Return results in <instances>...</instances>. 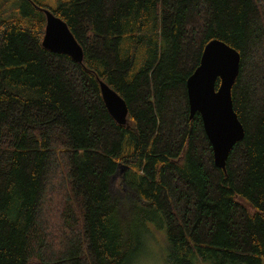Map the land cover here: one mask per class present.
<instances>
[{
    "label": "trees",
    "instance_id": "trees-1",
    "mask_svg": "<svg viewBox=\"0 0 264 264\" xmlns=\"http://www.w3.org/2000/svg\"><path fill=\"white\" fill-rule=\"evenodd\" d=\"M44 9L81 63L42 47ZM213 40L239 55L224 168L187 90ZM146 240L167 264H264V0H0V264H133Z\"/></svg>",
    "mask_w": 264,
    "mask_h": 264
},
{
    "label": "water",
    "instance_id": "water-1",
    "mask_svg": "<svg viewBox=\"0 0 264 264\" xmlns=\"http://www.w3.org/2000/svg\"><path fill=\"white\" fill-rule=\"evenodd\" d=\"M44 16L42 47L53 53L68 55L73 61L81 63L82 48L66 23L48 9H44ZM238 68L239 55L222 42L213 40L205 45L200 65L187 80L190 115L195 112L200 114L213 162L218 168H224L231 149L244 135L232 109L230 96ZM217 79L220 82L216 88ZM100 94L109 115L116 123L124 124L128 115L125 102L102 82Z\"/></svg>",
    "mask_w": 264,
    "mask_h": 264
},
{
    "label": "rangeland",
    "instance_id": "rangeland-1",
    "mask_svg": "<svg viewBox=\"0 0 264 264\" xmlns=\"http://www.w3.org/2000/svg\"><path fill=\"white\" fill-rule=\"evenodd\" d=\"M17 8V7H16ZM12 9V5L10 3H5L4 5V10L2 12V14H9L10 11ZM218 80V79H217ZM122 169L119 170V173L117 174V183L120 185V177L122 174ZM119 180V181H118ZM53 184V188L54 185H57L56 182H52ZM52 196H49L47 199H51ZM57 202V201H55ZM53 209H57V205H49L48 206V211H51ZM46 215V213H45ZM146 242H148V240H146ZM133 264H167L166 263V258H165V254L163 253V246L158 244H154L153 242H148L144 252L137 258V260L133 263Z\"/></svg>",
    "mask_w": 264,
    "mask_h": 264
},
{
    "label": "bare ground",
    "instance_id": "bare-ground-1",
    "mask_svg": "<svg viewBox=\"0 0 264 264\" xmlns=\"http://www.w3.org/2000/svg\"><path fill=\"white\" fill-rule=\"evenodd\" d=\"M219 82H220V80H219Z\"/></svg>",
    "mask_w": 264,
    "mask_h": 264
}]
</instances>
